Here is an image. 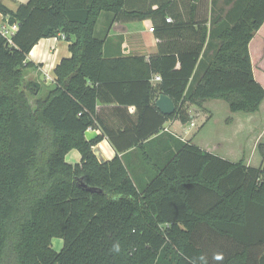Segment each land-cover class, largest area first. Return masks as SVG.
I'll list each match as a JSON object with an SVG mask.
<instances>
[{
  "label": "trees",
  "instance_id": "obj_1",
  "mask_svg": "<svg viewBox=\"0 0 264 264\" xmlns=\"http://www.w3.org/2000/svg\"><path fill=\"white\" fill-rule=\"evenodd\" d=\"M127 1L27 0L12 11L0 0V14L17 23L11 42L0 32V264H264V144L258 168L169 135L164 156L146 149L168 119L190 121L184 102L223 99L231 113L259 109L264 88L249 42L264 22V0H247L231 25L219 27L212 59L189 88L211 47L204 21H192L198 0L184 23L177 14L166 22L169 2L127 9ZM102 14L150 19L154 32L185 31V39L155 55L104 58L95 31ZM60 34L71 55L38 97L39 83L24 79L34 66L27 56L40 39ZM154 74L161 79L153 85ZM160 94L174 101L173 114L156 108ZM110 102L135 107L132 125L103 123L96 108ZM88 129L102 135L87 140ZM103 137L115 151L106 162L92 150ZM132 148L150 175L144 185L119 155ZM72 149L79 163L65 160ZM54 237L63 242L58 251Z\"/></svg>",
  "mask_w": 264,
  "mask_h": 264
},
{
  "label": "crops",
  "instance_id": "obj_2",
  "mask_svg": "<svg viewBox=\"0 0 264 264\" xmlns=\"http://www.w3.org/2000/svg\"><path fill=\"white\" fill-rule=\"evenodd\" d=\"M27 0H4V4L15 11L19 4ZM247 0H210L207 14L199 13V2L192 19L193 23L204 21L208 29V39L211 41L209 49H203L194 73L190 78L189 86H192L202 75L205 65L212 59L216 50L215 34L222 25H231L235 16L245 5ZM105 32L103 34V56L104 58L125 57L130 55H155L161 50L177 41L185 39L184 32L177 34L164 32L156 33L148 31L150 19L144 20H111L109 17ZM181 23L189 22L190 16L180 19ZM7 18L0 14V25H9ZM96 31V30H95ZM206 45V44H205ZM69 41L61 37L40 39L29 52L26 62L34 66L24 70V79L43 84L55 85L54 69L62 59L70 57ZM249 54L255 79L264 88V22L254 32L249 42ZM155 75V74H154ZM153 75V76H154ZM153 76L151 83L154 85ZM183 107L187 110L190 121L182 123L179 118L168 119L163 129L146 142V149L154 157H162L168 151L169 136L182 141H190L200 149L222 157L230 162L239 163L247 167L258 168L262 164V156L259 146L264 144V100L259 109L254 113L235 112L231 113L228 104L223 99H210L197 107L184 102ZM98 117L106 126L111 128H122L132 125L137 118L134 106H123L114 103L99 104L96 108ZM202 119L195 123V130L191 131L190 122L195 115ZM189 123V126H188ZM102 135L99 129H88L85 132L87 140H93ZM169 135V136H168ZM97 159L106 162L115 157V151L103 137L92 146ZM71 157L70 164L79 163L80 154L77 150H70L66 156ZM127 169L135 175L138 181L144 185L148 182V169L142 161L140 152L136 148L119 154ZM65 156V157H66Z\"/></svg>",
  "mask_w": 264,
  "mask_h": 264
},
{
  "label": "rangeland",
  "instance_id": "obj_3",
  "mask_svg": "<svg viewBox=\"0 0 264 264\" xmlns=\"http://www.w3.org/2000/svg\"><path fill=\"white\" fill-rule=\"evenodd\" d=\"M210 0H198L199 2V13L201 12L203 16L208 15L207 14V9L210 6L209 3ZM169 2L168 7L166 8V17H171L173 22H174V16L173 14H177L178 17H184L189 15V10H190V5L193 2V0H128L127 1V9H130L131 7H141L143 9H146L147 7H152L155 8L157 5H162ZM107 16L105 14H102L97 22V25L95 27L96 30V35L98 37H103V34L105 32L106 26H107V21L108 19L106 18ZM152 21H150V25H152ZM53 88L52 83H47L43 84L42 87L40 88V91L38 93V97H43L45 96L46 92ZM29 101L34 107V99L29 98ZM196 117L193 118L192 122L195 123H200V120L202 117L200 116V113L198 115H195ZM189 126V123H188ZM195 130V127H191V131ZM67 161H71V157L68 155L65 157ZM132 176V173H131ZM137 181V179H136ZM63 245L62 239L54 237L51 240V246L54 250L58 251Z\"/></svg>",
  "mask_w": 264,
  "mask_h": 264
},
{
  "label": "built area",
  "instance_id": "obj_4",
  "mask_svg": "<svg viewBox=\"0 0 264 264\" xmlns=\"http://www.w3.org/2000/svg\"><path fill=\"white\" fill-rule=\"evenodd\" d=\"M171 18L167 17L166 18V22H170ZM17 30V23H13V24H9V25H0V32L1 34L8 40V42H11V37L12 35L15 33V31ZM148 31L150 32H154L153 26L150 25L148 27ZM59 37L61 38H65V36L63 34H60ZM160 75L159 74H155L153 76V80L154 82H159L160 81ZM194 126V122H190V128Z\"/></svg>",
  "mask_w": 264,
  "mask_h": 264
},
{
  "label": "water",
  "instance_id": "obj_5",
  "mask_svg": "<svg viewBox=\"0 0 264 264\" xmlns=\"http://www.w3.org/2000/svg\"><path fill=\"white\" fill-rule=\"evenodd\" d=\"M155 106L159 112L163 115H171L175 111L174 101L167 95L160 94L155 101ZM101 162V161H100ZM90 191H93L92 188H87Z\"/></svg>",
  "mask_w": 264,
  "mask_h": 264
},
{
  "label": "clouds",
  "instance_id": "obj_6",
  "mask_svg": "<svg viewBox=\"0 0 264 264\" xmlns=\"http://www.w3.org/2000/svg\"><path fill=\"white\" fill-rule=\"evenodd\" d=\"M111 251H112L113 253H119V251H120V246H119L118 244L113 245ZM221 258H222V257H221L220 255H217V256H216V259H221Z\"/></svg>",
  "mask_w": 264,
  "mask_h": 264
}]
</instances>
